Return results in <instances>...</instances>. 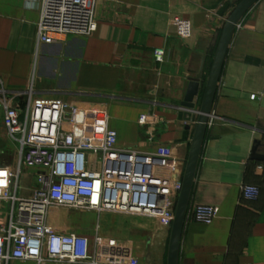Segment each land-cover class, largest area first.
Wrapping results in <instances>:
<instances>
[{"label":"crops","instance_id":"0c3cea01","mask_svg":"<svg viewBox=\"0 0 264 264\" xmlns=\"http://www.w3.org/2000/svg\"><path fill=\"white\" fill-rule=\"evenodd\" d=\"M230 1L98 0L93 33L39 45L42 0H0V86L11 92L32 88L34 98H59L79 107V125L97 137L115 130L119 148L153 152L168 147L178 177L167 175L182 183L195 132L183 103L190 78L204 67L207 79L235 7L222 12ZM176 18L190 21L188 37L178 35L172 23ZM158 47L166 50L164 62L154 57ZM202 94L203 89L194 99L197 108ZM16 103L24 106L25 96ZM3 117L0 102V167L16 171L20 154ZM256 141L264 153V0L243 15L230 42L192 188L179 264H264V160L252 158ZM41 171L22 165L20 196L33 194ZM244 184L258 186L259 197L244 199ZM197 205L219 208L212 224L194 219ZM7 218L8 204L0 201V221ZM48 222L56 232L87 237L91 253L99 251V236L117 241L112 253L126 252L140 264H167L171 227L157 219L55 206Z\"/></svg>","mask_w":264,"mask_h":264},{"label":"built area","instance_id":"2783aa9c","mask_svg":"<svg viewBox=\"0 0 264 264\" xmlns=\"http://www.w3.org/2000/svg\"><path fill=\"white\" fill-rule=\"evenodd\" d=\"M97 1L42 0L38 44L93 33L97 29ZM172 23L180 37L190 35L189 20L176 18ZM154 57L164 62L166 50L156 48ZM23 96L25 105L20 106L16 101ZM0 102L3 123L20 154L16 171L0 167V201L8 204V218L0 221V264L14 260L140 264L126 252L112 253L119 246L114 239L98 236L99 251L91 253L87 237L56 232L48 215L55 206L80 208L150 217L171 227L182 187L181 182L167 175L174 172L178 177L171 150L119 148L115 130L106 129L102 137L93 136L79 125V107L59 98H34L32 88L11 92L1 84ZM22 165L46 169L37 173V187L28 197L18 193ZM241 193L244 199H257L260 188L244 184ZM218 213L217 206L197 205L193 216L197 222L209 225Z\"/></svg>","mask_w":264,"mask_h":264},{"label":"water","instance_id":"95a60500","mask_svg":"<svg viewBox=\"0 0 264 264\" xmlns=\"http://www.w3.org/2000/svg\"><path fill=\"white\" fill-rule=\"evenodd\" d=\"M257 1L258 0H232L224 6L223 13L226 12L232 4H235L234 9L228 16L222 29L207 79H204V67L196 77L190 78V85L183 106L186 109V119L195 124V132L186 162L181 191L175 206L168 245L167 264H179L182 233L189 209L192 188L208 128V122L212 115L214 99L234 30L243 15ZM202 89V101L200 107L197 108L194 99L199 96L200 90ZM260 147L261 142L256 141L252 149V158L254 160H264V153Z\"/></svg>","mask_w":264,"mask_h":264},{"label":"rangeland","instance_id":"374dc122","mask_svg":"<svg viewBox=\"0 0 264 264\" xmlns=\"http://www.w3.org/2000/svg\"><path fill=\"white\" fill-rule=\"evenodd\" d=\"M43 169V168H42ZM43 171H44V169H43Z\"/></svg>","mask_w":264,"mask_h":264}]
</instances>
